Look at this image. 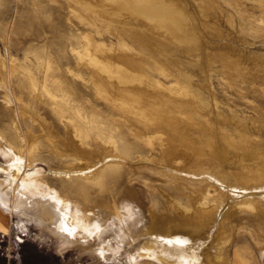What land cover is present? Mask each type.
<instances>
[{
    "label": "bare ground",
    "instance_id": "obj_1",
    "mask_svg": "<svg viewBox=\"0 0 264 264\" xmlns=\"http://www.w3.org/2000/svg\"><path fill=\"white\" fill-rule=\"evenodd\" d=\"M192 2L68 0V20L75 23L73 17L79 12L77 18L83 26L67 28L65 65H56L52 48H28L23 60L8 46L7 54H0V85L11 89V95L7 89L3 97L12 106L11 122L17 133L16 143L9 145L17 152L13 156L9 147L6 164L0 166V204L8 212L29 217L38 232L54 240L58 253L76 248L103 261L106 254L116 260L124 253L131 264L142 254L158 264H227L222 245L233 239L235 231H241L255 240L264 264V110L251 107V113L238 114L235 108L204 95L196 85L192 72L198 69L206 73L203 85L212 86L215 51L205 49L210 40L209 31L203 30L209 29V20L216 23L218 17L223 18L224 11L218 10L221 6L217 3ZM261 11L237 17L225 13L229 33H235L244 45L258 43L256 51L245 53L237 45L217 49L228 73H236L240 81L247 74L264 85V9ZM55 20L50 16L47 22ZM0 37L10 39L6 30ZM202 48L207 52L205 60ZM36 51L40 62L31 57ZM182 52L198 53L191 67L182 60ZM56 67L60 73L54 71ZM46 111L79 145L88 148L81 149L78 157H72L74 163L57 173L77 176L86 187L100 192L112 191L119 182L124 153L132 149L122 148L118 139H130L131 135L143 145L135 152L148 155L156 150L164 155L173 135L196 134L198 142H209L214 157L207 160L214 169L202 170V166L200 173L193 174L174 168L192 183L186 203L174 199L180 212L157 188L162 183L175 192L173 172L140 176L146 200L127 191L123 201H114L109 209L94 214L79 210L56 190L40 187L30 174H21L26 165L34 164L44 141L56 153L62 152L54 145L56 136L49 130L54 126L46 122ZM23 120L38 124L40 132L35 135L30 127H24ZM2 141L0 133V144ZM85 151L96 152V160ZM195 194V202L210 206L192 211ZM234 211L237 214L233 216Z\"/></svg>",
    "mask_w": 264,
    "mask_h": 264
},
{
    "label": "rangeland",
    "instance_id": "obj_2",
    "mask_svg": "<svg viewBox=\"0 0 264 264\" xmlns=\"http://www.w3.org/2000/svg\"><path fill=\"white\" fill-rule=\"evenodd\" d=\"M187 1H189L190 4L193 3L192 0ZM199 1L204 2L206 6L208 4L207 2H212L214 5L215 3L219 4L221 8L218 10L224 11V17L222 18V16H220V19L218 17L216 23H214V19L211 21L209 20L208 23L211 25L207 28L211 30H203L206 32L209 31L208 40H210L208 41L210 44L208 42L206 43L208 47L205 49L215 51V55L213 56L215 60L212 64V86L203 85L207 83L206 81H202V77H204L206 73L204 75V72L198 69H195L192 72L194 74L193 76L196 85L201 87L200 90H202L201 92H203L204 95L214 97L220 103L235 108L239 112L238 114H244L243 111L251 113V107H256L258 110H264V90L261 87L264 85H260L257 79L252 80L248 78L247 74L243 77L244 80L242 78V81H240L237 79L238 76L236 73L233 75L228 73L226 69H224L225 67L222 64V60L219 59L220 53L218 52V49L229 45H237L238 48H244L243 51H246L245 53L257 50L258 43L244 45L237 39L235 33H229L230 29L226 22L225 13L229 12L232 17H237L238 14H249L248 16L259 15L262 12L261 9H264V0ZM67 4L68 0H0V32L6 30L9 33L8 38H10L8 39L9 41H4L0 37V54L5 56L7 54L8 46L13 55H16L19 59L23 60L24 52L28 50V48L30 50L39 47L48 48V50L52 48L53 51H51V53L58 61L56 65H65L63 63V56L66 55L69 41L67 28L69 29L72 24L73 26L75 24L83 26L79 23L77 18L81 15L79 12L73 17L75 23L68 20L67 15L70 13V8L67 7ZM194 4L197 5V2L194 1ZM46 14L47 16H45ZM48 15L51 17L55 16L56 20L54 23L47 22L50 17ZM256 22L259 23L260 21L258 20ZM262 26L264 27V24H262ZM201 33L203 34V32ZM11 37L13 38L12 40ZM153 37L157 40L165 41L162 39L163 37H158L156 34H154ZM111 39L113 42L116 40L112 35ZM7 43L9 45H7ZM205 49L202 48L201 50L202 58L207 55ZM36 53L38 52L36 51L35 54L30 53L31 57L34 62H40L39 59L36 58ZM187 53H181L185 54V56L182 57V60L191 67L192 64L195 63L194 61L198 58V53ZM56 69L57 70L54 71L60 73L58 67H56ZM187 70L189 69L187 68ZM76 82L79 83L82 89H85V86L81 84L82 82L79 79H76ZM257 85H259V87ZM7 89L8 88L4 85H0V133L3 136V141L0 144L1 167L6 164L5 153L10 147L9 145L14 146L17 140V133L14 129V124L11 122V117L14 115V112L12 106L6 104L5 98L3 97ZM14 89L15 92H17L16 85L14 86ZM7 91L11 95L10 87ZM40 106L42 109L44 108L42 104ZM46 112L48 113L46 114V122H50V125L54 126V129L48 128L56 136V144L54 143V145L58 146L62 152L60 154L56 153V151L52 150L50 144L47 141H44L43 145L40 146V152L36 154V158L33 162L34 164L26 165L21 174H30L31 179L33 178L32 180H34L40 187H49L50 189L56 190L61 196L65 197L69 203L78 207L79 210L81 207L84 211H89V213L94 214L109 209L108 207L111 208L114 201L122 202L125 194H128L129 191L130 193H133V195L141 199L145 198L146 200V196H144L146 193H142L145 188L142 187L144 186V183L141 182L140 176L148 174L152 177H159L163 172H173L176 174V178H172L173 180L171 183L173 187L172 190L175 192L166 190L162 183L158 184L157 188L163 194L168 196L173 206L180 212L182 211L180 210L181 207L175 203L174 199L179 198L186 203L188 199L187 189L189 184L191 186L192 183H189V181L187 183L185 180V178H189V176L174 172V168L193 172V174L200 173V167L202 166V170L214 169L209 163L214 157L213 151L209 148V142H198L195 136L196 134L173 135V141L168 147V153L164 155L161 152L157 154L156 150H151L148 155H141L140 153L135 152L143 145L142 141L131 135L130 139H118V143L122 148L132 149V152L124 153V161L121 163L119 169V182L116 183L112 191L105 190V192H100L95 187H86L84 181L77 176L68 177L66 174L57 173L63 171L67 164L74 163L72 157H78L79 153L83 151L81 149L87 147L79 145L76 138H73L70 132L67 133L63 124L48 111ZM30 123L32 122L29 120H23L24 127H30L35 135L39 133V125L36 123ZM188 131L192 132L190 129ZM97 146L100 147L102 144H98ZM94 148L96 152H100L101 150L96 149V145ZM9 149L12 150L14 156L17 152L16 149L11 147ZM202 151H204V153ZM64 152L66 153L64 154ZM96 152H87V154L92 157L91 159H95L97 156L95 154ZM88 160H90V158H88ZM88 160L86 159V161ZM205 161H207L208 165H206L207 163ZM167 166H169V168H165ZM200 177L197 176L196 178L198 179ZM139 191L142 192L140 193ZM197 193L198 192H196V194ZM196 194L192 200V204L194 203L192 211L200 209V207L207 208L210 206L200 205L198 201L195 202V200L198 199ZM211 194H214L213 189H211ZM212 204L213 203H211V205ZM238 210L236 211L238 212ZM236 211L232 213L233 216L237 214ZM239 212H241V210H239ZM38 231L39 230L29 217L22 213L8 212L0 204V263L4 260V257L7 259V264H10L11 259H15L17 263H19L22 255L26 256L24 264H127L129 262L128 260V262L125 261L127 258H125L126 255L124 253H120L116 260L110 254H106L103 258L104 261L102 258L79 251L76 248H68L62 253H58L54 240L47 237L46 234H42ZM250 238L251 237L248 236L247 233L245 234V232L242 233L241 231H235L233 239L226 242L227 245H222V247H225L224 250L228 258L227 264H262L255 240ZM136 260L137 262L132 264H158L152 258H147L146 255L144 256V254L138 255ZM128 264L131 263L129 262ZM161 264L170 263L163 262Z\"/></svg>",
    "mask_w": 264,
    "mask_h": 264
},
{
    "label": "trees",
    "instance_id": "obj_3",
    "mask_svg": "<svg viewBox=\"0 0 264 264\" xmlns=\"http://www.w3.org/2000/svg\"><path fill=\"white\" fill-rule=\"evenodd\" d=\"M25 260H26V256L22 255L21 261L19 263H17L15 259H11L10 264H24ZM0 264H7L6 257H4V260H2Z\"/></svg>",
    "mask_w": 264,
    "mask_h": 264
}]
</instances>
